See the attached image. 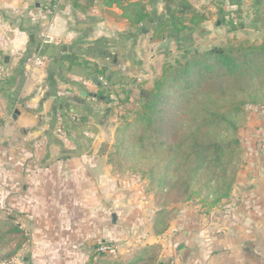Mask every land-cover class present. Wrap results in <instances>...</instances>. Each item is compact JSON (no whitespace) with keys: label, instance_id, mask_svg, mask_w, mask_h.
<instances>
[{"label":"crops","instance_id":"crops-1","mask_svg":"<svg viewBox=\"0 0 264 264\" xmlns=\"http://www.w3.org/2000/svg\"><path fill=\"white\" fill-rule=\"evenodd\" d=\"M152 7L157 15L164 11L161 2ZM210 20L209 15L207 24ZM131 30L122 11L104 0H0L5 139L10 158L21 157L20 165L5 171L8 186L1 192L0 211L20 213L29 238L15 259L138 264L156 246L159 261L190 264L191 236L177 250V263L166 256L172 232L157 235L153 220L134 217L137 206L123 198L117 189L120 176L99 151L115 102L99 98L103 78L94 76L90 66L103 70L110 61L120 67L123 34ZM114 68L110 71L117 73ZM257 125L255 144L242 158L229 198L236 205L231 264H264V116ZM105 243L109 249L101 252ZM184 249L190 252L182 262L178 254Z\"/></svg>","mask_w":264,"mask_h":264},{"label":"trees","instance_id":"trees-1","mask_svg":"<svg viewBox=\"0 0 264 264\" xmlns=\"http://www.w3.org/2000/svg\"><path fill=\"white\" fill-rule=\"evenodd\" d=\"M262 1H256L257 8ZM104 2L122 11L130 28L140 34L152 32L153 41H165L170 35L180 43L183 34L190 35L209 20L207 12L194 7L190 0ZM156 2L163 3L161 15L148 9ZM238 3L235 0L233 5ZM180 47L183 56L173 65L165 63L154 88L143 92V121L152 135L135 138L131 124L122 125L118 154L138 149L165 157L162 159L166 160L167 169L171 167L170 176L162 174L158 167L149 175L158 183L157 189L162 190L159 199L176 196L190 201L199 182L198 194L201 196L205 190L207 199H214L211 204L216 205L230 197L241 169L239 131L244 126L240 119L247 114L245 107L264 105V93H260L264 90V42L214 47L204 54L197 51L192 54V44L180 43ZM90 67L94 76L105 81L99 98L113 103L114 95L120 104L130 101V79L119 77L108 67L103 70L96 65ZM146 160L143 158L142 163ZM20 219L21 214L16 211H0V263L17 258L29 241ZM163 220L159 218L154 224L157 235L168 230ZM150 249L154 253L138 264H172L171 259L159 261V247Z\"/></svg>","mask_w":264,"mask_h":264},{"label":"rangeland","instance_id":"rangeland-1","mask_svg":"<svg viewBox=\"0 0 264 264\" xmlns=\"http://www.w3.org/2000/svg\"><path fill=\"white\" fill-rule=\"evenodd\" d=\"M234 1L192 0L197 9L204 10L211 16V20L208 24L205 22L201 29L190 35L183 34L180 39L181 45L192 44V54L196 51L204 54L214 47L264 42V1L259 8L255 5L257 0H239L238 4L233 5ZM152 6L151 10L154 11L155 8ZM123 36L125 38L123 40L124 52L119 55L117 63L121 66L118 67L109 61L110 64L107 67L112 69L115 67L119 77L135 81L129 87L131 94L128 103L120 104L117 97L114 95L111 97L115 100V104L110 108L105 121V144L99 148L112 173L120 176L118 177L121 180L119 185L122 186L118 185L117 189L123 191L125 200L130 199L133 201L132 204L137 206L135 210L138 211L134 213L137 219L146 218L154 222L159 218L164 219L163 225L167 224L168 230L172 232L169 243L166 244L168 252L165 255H170L176 263L178 261L176 252L181 245H184L183 242H186V235H190L188 244L193 250L190 264H231L230 253L235 249V235L231 219L236 205L229 201L230 197L213 205L211 203L214 199H207L205 190L202 191L201 196L198 194L200 188L198 182L194 186L195 193L190 201L176 196L159 199L162 190L157 189L158 183L152 181L149 175L158 167L162 174L165 175L166 172L168 177L170 176L171 167L167 169L166 160L162 159L165 157L152 152L145 153L138 149H135L133 153L118 154L117 145L120 135H123L122 129L119 128L122 125L131 124L133 132L135 131V138L152 135L147 130L149 125L143 121L144 111L141 102L143 92L154 88L155 81L160 78L165 63L173 65L184 54L183 50H180V43L170 35L165 41H153L151 40L152 32L140 34L137 30L125 32ZM260 93L263 94L264 90ZM6 98L4 90L1 89L0 193L8 186L4 176L5 171L14 169L16 163L19 165L21 163L19 154L16 158H10L11 148L5 139L4 102ZM245 108H247V114L240 119L241 125L244 126L239 131L242 142L241 158H247L251 145L255 144V132L252 131L260 129L261 126L258 127L257 124H261V118L264 116L262 103L249 104ZM243 121L246 124H243ZM132 143L133 141H130V144ZM125 144L130 145L129 142ZM143 158L148 160L142 163ZM4 197L5 195L1 193L0 201Z\"/></svg>","mask_w":264,"mask_h":264},{"label":"built area","instance_id":"built-area-1","mask_svg":"<svg viewBox=\"0 0 264 264\" xmlns=\"http://www.w3.org/2000/svg\"><path fill=\"white\" fill-rule=\"evenodd\" d=\"M56 9H57V6H55L54 10H56ZM101 81L105 84V81L103 79H101ZM108 249H109L108 246H105V247L103 246V247L100 248V251L101 252H107ZM0 264H26V263L23 260H21V259H13V260H10V261L2 262Z\"/></svg>","mask_w":264,"mask_h":264},{"label":"water","instance_id":"water-1","mask_svg":"<svg viewBox=\"0 0 264 264\" xmlns=\"http://www.w3.org/2000/svg\"><path fill=\"white\" fill-rule=\"evenodd\" d=\"M95 82H98V78H96L95 79ZM99 85H101V83L99 84ZM190 252V250H188V249H184V250H182L181 252H179V259H180V261H184V258L186 257V255L188 254Z\"/></svg>","mask_w":264,"mask_h":264}]
</instances>
